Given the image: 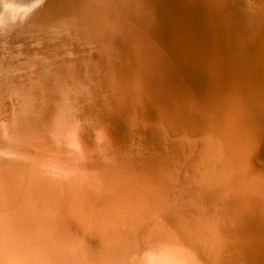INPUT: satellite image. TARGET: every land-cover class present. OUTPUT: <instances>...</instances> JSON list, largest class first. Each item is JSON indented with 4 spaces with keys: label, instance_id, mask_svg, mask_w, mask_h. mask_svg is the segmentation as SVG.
Segmentation results:
<instances>
[{
    "label": "bare ground",
    "instance_id": "bare-ground-1",
    "mask_svg": "<svg viewBox=\"0 0 264 264\" xmlns=\"http://www.w3.org/2000/svg\"><path fill=\"white\" fill-rule=\"evenodd\" d=\"M184 1L176 0L174 3L171 1L170 3L167 0H95L91 2L90 0H48L47 2H43L44 4L37 8V11L35 9L25 15L22 10L20 12L18 10V13L12 10L17 3L22 4L23 2L17 0L15 1L16 4H13L12 0H10L13 7L8 11L9 13H5L3 23L0 24V32L4 33L3 36L6 33L10 37L12 36V38L17 35L18 38L19 35L20 40H25V36L20 37L23 35H29V37L35 35L43 39L48 38L46 42L50 41L53 45L48 46L47 50H39L43 51L44 55L52 54L51 57L59 59L62 54L63 56L67 54V56L75 58L71 63L67 62L65 65L60 64V66H54L51 60L49 62L47 61L44 64L45 68H41L42 70L39 73L32 72L31 69L29 72H24L25 82L32 83L31 85L25 86L26 83L20 80L17 84L8 82L7 76H5L8 74V70H4L8 64V60L6 59L12 58L17 49L16 47H18L10 44L14 38L6 39L8 43L6 45L3 44L4 48L7 47L6 51L5 49L1 50L3 47L0 49V264L196 263L188 261V259H182L188 253L178 254L177 252L183 251V248L181 249L182 245L174 244V242L168 248L170 250V254L168 255L145 251L143 252L144 256H140L143 247L138 245L140 243L135 234L138 229L140 230L145 225L144 222L149 219L146 218L150 217L149 213L151 212H148L149 210L147 208H149L148 200L151 197L157 206L155 207L157 209L155 211H160L162 208L166 210V207H168L166 190L170 186L169 181L173 175V172H170L173 171L170 169L172 165H170L169 170L165 167H154L155 170H147L145 168H137L130 162H113L110 160L112 154L110 156V153L105 151L102 146L95 145L97 140L100 139V135H92L91 132L93 131H91V127L94 125L91 126L88 124L80 133L74 134L73 129H75V126H73V123H69L71 122L69 119H74L73 117L68 118L67 115L72 112V109L78 110L82 107L81 109L85 110L86 108L82 105L87 99L85 98V91H83V88L79 84L80 77L90 76L91 71H93L92 68L100 64L98 60L104 58V55L100 54L99 51L107 48L114 49L117 52L118 66L116 70L113 69L111 73H107V76L111 74L112 82L114 83L115 81L114 87L116 88L111 96L105 86H99L101 85L99 82L97 89H95H99L98 99L96 98L97 95L86 92L87 97L90 99V104L93 105L92 100L94 105L100 104L104 110V118L108 119L110 118L108 114L113 112L111 110H114V107L118 103L120 104L118 101L120 94L126 93L125 95L127 96L128 93L126 99L129 98L130 101H136L139 105L144 106L151 114L152 125L150 134L156 136L159 141H162V146L159 144V147L163 148V150L160 149V153H165L172 148L184 152L183 155L177 150L179 154L181 153L183 155V158L185 157L180 163L181 168H183L180 171L182 170L185 173L178 172L179 176L181 175L189 184L191 183L190 185L194 186L195 190L190 192L192 195L198 194L205 196L209 192L212 194L215 191L217 194L214 197H217L216 199H220L224 203L228 201V196L233 199L236 198L237 200L239 197L244 196L247 200L246 202H253L255 204L254 206L251 204L253 208L255 206L259 207L258 214L252 208L254 210H252L253 215L246 218L247 220L244 222L243 220L245 218L243 217L246 214L243 217L240 215L241 212L235 217H233L232 213V215L230 213V215H225V212H227L230 206L224 207L218 205L219 207H217L216 205L212 206V204L210 206L205 202H201L200 199L199 202L197 200L195 201L192 196L188 203L191 204L190 206H199L201 208L202 206L207 207L209 205V208L203 213H201L202 211L197 212L196 215L200 213L199 216L193 219L185 218L181 219L184 221H179V228L183 235L188 233V236L189 231L191 232L193 230L191 228H197L198 226L201 232H204L206 235L207 240H213V245L216 240L220 246L223 243H228L233 238H239V240L240 237L241 240L245 238L246 241L242 244L243 246L239 247L238 253L243 254L241 251H244L248 254V258L246 257L247 254L244 256L248 261L246 263L251 264V262L253 263L258 260L264 262V171L261 170L262 166V169H264V165L262 163L258 164L254 158L256 150L254 141L257 142L259 138L264 137V0H192L193 3L198 4V8L196 7V9L201 11V13L196 12V15L193 14V16L184 12L187 10ZM189 1L192 2L191 0ZM227 3H230L233 7L236 5L235 12H230L225 17L233 27L235 25L234 33H238V27H243L240 18V15H242L243 23L247 22L248 35H246L247 37L243 36L244 38L234 36L232 39L225 40L226 42L222 44L214 42L216 38H219V29L221 30V26L213 24L210 15L211 11L218 10V8L226 6ZM243 9L244 11L239 15L238 13ZM11 12L12 14L15 13L14 16H12ZM208 20L213 25L211 23L206 24L205 22H209ZM256 27H260V35L255 38L253 37L255 35L253 29L255 30ZM250 32L253 34L251 35ZM141 35L144 38H141ZM157 38L164 44H168V46L178 45L182 50V54L179 55V53L178 56H181V58L184 57L183 59L180 58L183 63L185 59L188 62L192 60L189 64L191 65L192 62L195 63L196 68L200 72L202 70L201 67H203V62H205L207 63V68H204L205 72L209 74L210 70H213L215 74L213 80L216 81L218 88L215 89L216 91L214 90L213 98L211 96L208 100L203 101L202 97L201 101L202 105L205 104L210 107V105H213L210 101L214 98L217 99L215 103L217 110H215L214 115L212 114L213 116L210 115L211 119L209 116L211 112L209 113L208 110H205L209 114L207 112L202 113L201 121L206 124V120L210 119L215 124H222L220 128L215 125L216 129H214L215 127L212 129L213 131H219L220 143L218 141H209V133H212V130L205 128L206 126H204L205 124L203 122V126L195 123V117L197 115L194 116L192 114V120L194 122L189 121L190 123H195V125L190 126L191 124L188 125L186 123L184 125L185 123H182L183 119H187L188 121L190 118V115L188 117V112L190 113L191 110L194 112V110L199 109H194L192 101L190 102L191 99L188 98L189 95L194 98L195 96L193 95L195 93H190L189 90H183L182 97L180 95L177 96L181 99V103H177L176 99L169 97L167 94L163 96V93L161 95L157 94L155 97L152 95L149 96L153 88L150 86L152 82L149 75L157 71L163 73L160 70L163 67V61L168 65V60H166L164 53L157 47ZM30 40L32 41L33 39ZM207 40H211L209 41L210 44L203 48V44L208 43ZM184 41L186 42L185 46H183ZM213 42L216 44H213ZM34 43L36 42L34 41ZM78 43L83 44L82 46L86 45L89 47L91 45L94 47V51L91 54L92 60L85 59L87 57L79 50L80 45ZM212 44L214 48L211 46ZM209 48L210 50L213 49V52H211L212 50L206 51ZM27 50L29 49L27 48ZM205 52L207 54L206 57L203 55ZM175 56L177 57V55ZM194 58L197 61H194ZM171 61H169V64ZM103 62H107V60ZM40 66H43V64ZM53 66V69H49ZM189 70H186L188 75ZM165 73H168L167 69ZM156 74L158 75V73ZM50 76L52 79L50 83L58 82L59 86L53 84L56 90L58 89L57 86L59 87L58 92H51L48 84H44L43 79L49 83L50 80L47 81V78ZM210 76V78L213 77V75ZM20 77L22 76L20 75ZM67 84H70L71 86L69 87L72 89L68 90L67 88L69 87H66ZM180 99L178 100L180 101ZM66 100L67 105L70 104L68 107H65L64 102ZM134 104L132 103V105ZM197 105H195V108ZM129 108L131 107L128 105L125 111L122 109L124 113L119 116L120 120L126 118L129 113ZM218 110L219 112H217ZM176 113L178 115L175 116ZM85 114L90 115L87 112ZM87 122L90 121L88 120ZM226 123L230 126V129H227L223 125ZM166 126L170 129L174 138H177L176 135L180 132H183V135H180V138H177V140L174 139L172 143H169L170 140L168 141L166 137V131L168 132L166 130L167 128H165ZM111 131L113 132V130ZM191 133L201 135V138L199 136L197 137L201 139L199 141H202V148L205 152L206 171L202 176L200 174L201 177L199 178H196V174L193 172H188L189 170H193L191 166H195L196 163V157H193L194 154L191 155V152L187 151L191 149L189 142L184 140L187 139L185 136ZM221 133L223 136H221ZM224 135H227L229 141L234 143L235 151L233 148L226 150L228 145L224 149L226 144V141L223 140L225 138ZM80 136H83L84 138H81L87 140L86 149L79 148L80 144L77 145V139ZM212 137L211 139L216 138ZM229 153H231L230 156L235 155L238 157L240 153L245 159L243 158V161L240 160L242 163H238L237 161L236 165H231L228 163V160L231 159H226V157H230ZM181 154L179 155L180 157L182 156ZM197 155H199L198 152ZM224 157L226 159L225 161ZM215 158L223 160L221 162L223 166L221 165V168L217 172H214V166L212 167V162H214L213 160ZM174 159L176 160V158ZM175 160L173 163H175ZM171 161H169L170 164ZM253 161L256 163H253ZM189 166L190 168H187ZM200 169H202L201 166ZM229 176H231L230 179ZM97 193L105 196L103 208L104 210H109L104 212L100 209L101 212L105 213V216L108 215L106 213H109L110 209L119 210L118 212L122 215V202L126 203V209L131 211L129 213L134 214L133 217L137 215L135 220V228L137 230L134 233L135 229L128 226L129 220L121 218L123 216L119 217L120 215L114 213L116 211L112 212L113 210H111L112 216L109 218L114 220L112 217L114 215L118 216V222L116 224L120 226L116 230L118 234L112 229L111 233L114 234L113 236L110 234V236L114 238L116 244L110 243L112 245H109L108 249L106 246H103L107 242L102 237L103 235L101 236L100 232L103 229L102 223H100L102 216L98 215L96 209L102 208L103 203L102 199H96L99 196ZM77 194L83 200H80ZM103 195L102 198H104ZM75 196L80 201L75 200ZM154 197L158 198V201L156 199L157 202L154 201ZM74 200L75 204L76 201L79 204L75 205L73 203ZM89 201L96 202L98 207L100 206L99 208H95L96 217L87 210L91 208L89 205L91 202L89 203ZM123 205L125 206V204ZM94 207L90 210L94 211ZM247 214L250 215L249 212ZM91 220L94 221V225L89 222ZM248 220L251 222L250 224H258V227L254 226L257 229L253 225H245ZM106 221L107 224L109 220L107 219ZM114 222L116 221L109 222L107 224L108 227L109 225L111 227L113 224L110 223ZM178 224L176 221L175 225L178 226ZM103 231L106 230L103 229ZM252 241L255 242L253 243ZM170 242L171 240L168 243ZM138 246L140 247L138 248ZM157 251L159 253V250Z\"/></svg>",
    "mask_w": 264,
    "mask_h": 264
},
{
    "label": "rangeland",
    "instance_id": "rangeland-1",
    "mask_svg": "<svg viewBox=\"0 0 264 264\" xmlns=\"http://www.w3.org/2000/svg\"><path fill=\"white\" fill-rule=\"evenodd\" d=\"M15 1H17V0H12V2H13V4H16L15 3ZM21 2H23L22 4H16L15 5V7L12 9L13 10V12H15V11H17V13H18V10H19V12L22 10V9H24L25 7H27L29 4H31V3H33V0H20ZM25 1V2H24ZM48 1V0H47ZM46 0H43V2H47ZM86 1H89V0H86ZM91 1H95V0H90V2ZM151 1V0H150ZM164 1V0H163ZM168 2H175L176 0H167ZM182 1V0H181ZM184 1V0H183ZM186 1V2H185ZM184 1V5H185V8L188 10H186V9H184V10H186V11H184V12H187V14L188 15H191V16H193V14H195L196 15V12H200L201 13V11L200 10H197L196 9V7H197V5L198 4H196V3H193V1L192 2H190L189 0H185ZM189 1V2H188ZM41 3V5H39L37 8H39V7H41L42 6V4H44V3ZM170 2V3H171ZM196 2V1H195ZM25 3V4H24ZM190 3V4H189ZM229 4V5H228ZM231 4H233L232 2H231ZM230 3H227L226 4V6H222V8H218V10H215V11H211V15H210V18H211V22L213 23V24H216V25H219V26H221V30L219 29V38L217 39H215L214 40V42H219V43H222V44H224V42H226L225 40H229V38L230 39H232V37H247L246 35H248L247 33H248V31H247V22L246 23H243L244 22V20L242 21V19H243V17H242V15H240L243 11H244V9H245V7H243L244 9L242 10V11H240L238 14L240 15V18H241V25H243V27H238L236 30L238 31V33L237 34H235L234 33V28H235V25H234V27H233V25L232 24H230L226 19H225V17H226V15H228L230 12H235V10H236V5L233 7V5H231ZM236 4V3H235ZM239 4V3H238ZM193 6H195V7H193ZM232 7V8H231ZM37 8H36V11H37ZM198 8V7H197ZM223 12V13H222ZM7 13H9V12H7ZM11 14H12V12H11ZM11 14H10V16H11ZM14 14L15 13H13L12 14V16H14ZM245 20H247V18H245ZM209 21V20H208ZM210 21L209 22H205L206 24H209V23H211ZM211 23V24H212ZM212 24V25H213ZM153 25H154V23H153ZM152 25V26H153ZM232 25V26H231ZM240 25V26H241ZM150 26H151V23H150ZM256 26V25H255ZM241 28H243V29H241ZM240 31V32H239ZM253 32L255 33V35L253 36V37H255L256 38V36H259L260 35V27H256L255 28V30L253 29ZM3 32H0V49L1 50H4L5 49V51H6V49H7V47H5L4 48V45H6V43H8V41L6 40V39H8V38H12V36L10 37L9 36V34H6L5 33V35L3 36ZM250 34L252 35L253 33H251L250 32ZM231 35V36H230ZM9 36V37H8ZM15 36H16V38H15ZM12 39V41L10 42V44L12 45L13 44V46L15 47V46H18V47H16L17 49H18V51H17V49H16V51L14 52V56L12 57V58H7L6 60H8V64L6 65V69H4V70H8V74L7 75H5V76H7V81L8 82H10V83H16L17 84V82H19V80L21 81V82H24V83H26L25 82V76H24V72H29L30 71V69H31V71L32 72H40L43 68H45V66H44V64H46V62L48 61H50L51 60V62L53 63V65L55 66V65H57V66H60V64H63V65H65V63H67V62H72V60H74V58L73 57H70V56H67V54H64V56H63V54L60 56V58L59 59H54L53 57H51V55L50 54H47V55H44L43 54V51H39L40 49L41 50H47L48 49V46H52L53 44L49 41V42H46L47 41V39L48 38H45V39H43L42 37H40V36H35V35H32V36H30V37H33V38H30L29 37V35H23V36H20V37H24L25 36V40H20L19 39V35H18V38H17V35H15ZM28 36V37H27ZM2 37V38H1ZM141 38H144V36L143 35H141L140 36ZM243 37V38H244ZM249 38H250V36H248ZM4 38V39H3ZM33 39L32 41L30 40V39ZM3 39V40H2ZM19 39V40H18ZM27 39V40H26ZM31 41H29V40ZM36 39V40H35ZM43 39V40H42ZM158 39V41L156 42V44H157V47L159 48V50L160 51H162L163 53H164V55H165V57H166V60H168V64H169V61H171L170 62V64H169V68H167V63H165L164 61L162 62L163 64V67H161L160 68V70L161 71H163V73L161 72V73H159L158 71L156 72V73H158V75L160 76H158L156 73H153V74H151V72L150 71H148V73H150L151 75H149V77H151L150 78V80H151V82H152V85L153 86H155V87H157L158 86V93L161 95L162 93V95L163 96H165V94H167V95H169V97H173V99H176V101H177V103H181V99L179 98V97H177V96H181L182 97V95H183V90H189V92L190 93H195L193 96H195L194 98L192 97V96H188V98H190L189 100H190V102L192 101V104L194 105L193 107H194V109H198V110H194V112H192L193 110H191V108H190V113L188 112V117H189V115H190V118L188 119V121H187V119H183V121H182V123L184 124V125H186V123L189 125V124H191L190 126H193V125H195V123H198V124H200L201 126H203L205 123L203 122V121H201V117H202V113L204 114V113H206L205 112V110H208L209 111V116L210 115H214V112H215V110H217L216 109V105H215V103L217 102V99H212V101H210V102H212L211 104H213L212 106L210 105V107H208V106H206L204 103V105H202V101H201V99H202V97H203V101L204 100H208L209 98H211V96H212V98H213V94L215 93V89H217L218 88V85L216 86V81L215 80H213L214 78H215V74L213 73V70H210V72H209V74L207 73V72H205V70H204V68L206 69L207 67V63H205V62H203V67H201L202 68V70H200V72L198 71V69L196 68V66H195V63H193L192 62V64L190 65L189 63H191V61L192 60H190L189 62L188 61H186V59H185V62L183 63L182 61H181V59H183L184 57H182L181 58V56L179 57L178 56V54L179 55H181L182 53H181V49H180V47L178 46V45H174V46H168V44H164L159 38H157ZM2 40V41H1ZM42 40V41H41ZM45 40V41H44ZM4 41H7V42H4ZM22 41V42H21ZM27 41H29V42H27ZM34 41L36 42V43H34ZM186 42H187V40H185ZM184 41V45L183 46H185V42ZM209 41H211V40H207V42L208 43H206V44H203V48H205V46L207 47V45L209 46V44H210V42ZM4 42V43H3ZM21 43V46H23V47H21L20 46V43ZM213 42V44H216V43H214ZM2 43V44H1ZM19 43V44H18ZM34 43V44H33ZM38 43V44H37ZM40 43V44H39ZM43 43V44H42ZM218 43V44H219ZM4 44V45H3ZM38 46H37V45ZM79 44V43H78ZM190 44V43H189ZM211 45L212 47L214 46V45ZM80 46H79V50L80 51H82V54L83 55H85L87 58H85V59H87V60H92L91 59V54H92V52L94 51V47H92L91 45L89 46V47H87L86 45H84V46H82L81 44H79ZM186 45H188V44H186ZM26 46V47H25ZM27 46H29V47H27ZM108 46V45H107ZM168 46V47H167ZM182 46V47H183ZM193 46V45H192ZM45 47V48H44ZM157 47H155L156 49H158ZM21 48H23V49H21ZM26 48V49H25ZM27 48L29 49V50H27ZM44 48V49H43ZM84 48V49H83ZM91 48V49H90ZM173 48V49H172ZM191 48V47H190ZM214 48V47H213ZM25 49V50H24ZM82 49V50H81ZM180 49V50H179ZM22 50V51H21ZM27 50V51H26ZM31 50H33V51H31ZM166 50H167V52H166ZM193 50V49H192ZM210 50V48L209 49H207L206 51H209ZM212 50V51H211ZM210 51L211 52H213V49H211ZM26 51V52H25ZM191 51V50H190ZM21 52H23V53H21ZM89 52H90V54H89ZM149 52V51H148ZM26 53V54H25ZM99 53L100 54H103L104 55V58L103 59H99L98 61H99V63L100 64H97L96 66H94L93 68H92V70L93 71H91V73H90V76L88 77V76H86V77H80V79H79V84H80V87H82L83 88V91H85L84 93H85V98L88 100H85V102L82 104V105H84L83 107H86L85 108V110L84 109H78V110H76V109H72L71 111L72 112H70V113H68L67 115H68V118H71V117H73L74 119H69L71 122H69L70 124H72L73 123V126H75V129H73V132H74V134H77V133H80V131L82 130V129H84L85 127H87L88 126V124L89 125H91V126H93V127H95V128H93V127H91V131H93V132H91L92 133V135H95V134H97V135H100V139L99 140H97V142H96V144L95 145H97V146H102V148L105 150V151H107L108 153H110V156H111V154H112V158H110V160L111 161H113V162H121V163H123V162H130V163H133V166L135 165V167H137V168H145V169H147V170H151V169H153V170H155V168L156 167H165L167 170H169V168H170V165H172V168H170L171 170H173V171H170L171 173L173 172V175H175V176H173L172 175V177L170 178V181H169V187L167 188V200L169 201H167V203H168V207H166V210L165 209H160V211H155V210H157L155 207H157L156 206V203H154L153 202V198L151 197V199H149L148 200V206H149V208H147V210H149L148 212H151V213H149V215H150V217H147L146 219H148V220H146L144 223H145V225L139 230H137V228H135V220H136V216L137 215H135V217H133V215L134 214H131V213H129V212H131V211H129V209H126V203H124V202H122V205H121V214L122 215H120V212H118L119 210H113V209H110V211H109V213H110V215H109V213L107 212L106 214H108V215H106L105 216V211H108V210H104V202H105V196L103 195V194H99V193H97L99 196H101L99 199H98V197L96 198L97 200H101L102 199V203H103V206H102V208H99L98 207V205H97V203L96 202H92V201H89V203L91 202V204H92V206H91V204H89L90 205V207L92 208V207H94V205H96L93 209H94V211H92V210H90L89 208L87 209V210H89L90 212V214H92V215H95V217H96V214H95V208L97 207V208H99V209H96L97 210V213H98V215L99 216H102L101 218H102V222L100 221V223H102V228L104 229V230H106V231H103V229L102 230H100V232H101V236L105 239V241L107 242H105L106 244L105 245H103V246H106V248L108 249V247H109V245H112V244H116V241L114 240V238L113 237H111L110 236V234L113 236V234L111 233L112 232V229H113V231L114 232H116V230H117V228H119V224H116L117 222H118V220H117V218H118V216H116V215H120L119 217H121V216H123V217H121V218H126V220L128 219L129 220V225L128 226H130V227H132V229H135L134 231V233H136V230H137V233L135 234L136 235V238L138 239V242L140 243V244H138V245H141L143 248L141 249V252H140V256H144V254H143V252H145V251H150V252H155V253H157V254H160V255H168V254H170V250L168 249L169 248V246H170V244L172 243V242H174V244L176 243L177 245L179 244V245H182L181 246V249L183 248V251H181V252H177L178 254L180 253V254H183V253H185L186 254V252L188 253V254H186L185 256H183L182 257V259H185V260H187L188 259V261H191V262H193V263H195V264H249V263H246V262H248L247 260H246V258L244 257V256H246V252H244V251H241L243 254H241V253H238L239 252V247L240 246H243L242 244L243 243H245L244 241H246V239L244 240H241V237H240V240H239V238L237 239V238H233L232 240H230V241H228V243H226V244H224L223 243V245H220L219 246V244H218V242H217V240L214 242V245H213V240H207L206 239V235L204 234V232H201V229L197 226V228H194V227H192V225H190V226H188L189 228H191V229H193L191 232L189 231V235L187 236V234H184L183 235V233H182V231L180 230V228H179V225H180V223H179V221L181 220V219H188V218H195V217H197V216H199V214L198 215H196L197 214V212H200V211H202L201 213H203L207 208H209V205L211 206V204H212V206L214 205H216L217 207H219L220 205H222V206H224V207H228V206H230L229 208H228V210H227V212H225V215H230L231 213L233 214V217H235V216H237L240 212H241V217H243L244 216V214H246L247 215V217H243V218H245V220H243L244 222H246V218H249V216H251V215H253V209H255V213L256 214H258V211H259V207L258 206H255L254 208L251 206V204H253V206L255 205L253 202H246L247 200L244 198V196L243 197H239L238 198V200L236 199V198H230L229 196L227 197V200L229 201H226V203H224V202H221V200L220 199H216L217 197H214V196H216L215 194H217V192H213L212 194H211V192H209V194L208 195H205V196H201V195H192L190 192H192L193 190H195V188H194V186L193 185H190L189 184V182H187L186 181V179L184 178V177H181V175L179 176V172L178 171H180V169H183V168H181V161H183V159H185V157L183 158V155H184V152H181V151H179L178 149H176V148H172V149H170V150H168L167 152H165V153H160V149H162L163 150V148H161V147H159L160 145H161V143H162V141H159L158 140V138H156V136H153L152 134H150V130H151V125H152V123H151V120H152V118H151V114L148 112V110L144 107V106H141V105H139L136 101H134V100H132V101H130L129 100V98H127L126 99V97L128 96V93H127V96L125 95V94H120V96H119V99H118V101L120 102V104L118 103V105L116 106V107H114V110H111V111H113V112H111V113H109L108 114V116L110 115V118H108V119H105L104 117H105V114H103L104 113V110L102 109V106L100 105V104H97V105H94V102H93V100H92V103H93V105L92 104H90V99L87 97V94H86V92L87 93H92L93 95H97L96 96V98L98 99V90H95V89H97V84L99 83V84H101V85H99V86H105L106 88H107V92L109 93L110 92V94H111V96H112V94H113V91H114V89L116 88V87H114V84H115V81H114V83L112 82V79H111V74H109V76H107V73H111V71L114 69V70H116V68H117V63H118V61H117V56H116V53L117 52H115V50L114 49H101L100 51H99ZM27 54H29V55H27ZM37 54V55H36ZM109 54V55H108ZM173 54V55H172ZM177 55V57L175 56V55ZM186 54V53H185ZM40 55V56H39ZM55 55V54H54ZM66 55V56H65ZM203 55H205V57L207 56V54H206V52L203 54ZM33 56V57H32ZM56 56V55H55ZM15 57V58H14ZM26 57H28V58H26ZM36 57V58H35ZM101 57V56H100ZM61 58H62V60H61ZM181 58V59H180ZM17 59V60H16ZM36 59V60H35ZM39 59V60H38ZM41 59V60H40ZM180 59V60H179ZM35 60V61H34ZM38 60V62H36ZM89 60V61H90ZM107 60V62H103V61H106ZM194 61H197L195 58L193 59ZM12 61V62H11ZM32 61V62H31ZM41 61V62H40ZM101 61V62H100ZM19 62H21V63H19ZM161 62H159L160 64H161ZM12 65H11V64ZM14 63V64H13ZM18 63V64H17ZM33 63V64H32ZM104 63V64H103ZM107 63V64H106ZM21 66H20V65ZM36 64H37V66H36ZM41 64H43V66H40ZM165 64V65H164ZM26 65H28V66H26ZM102 65V66H101ZM181 65V66H180ZM14 66V67H13ZM19 66V67H18ZM25 66H26V68H25ZM54 66L52 67V68H49V69H53L54 68ZM56 66V68H58ZM112 66V67H111ZM191 66V67H190ZM31 67V68H30ZM35 67V68H34ZM173 67V68H172ZM27 68H29V69H27ZM34 68V69H33ZM42 68V69H41ZM12 69V70H11ZM19 69V70H18ZM37 69V71H35ZM167 69V71H168V73H165V70ZM187 69H190L188 72H189V75H188V73H187ZM26 70V71H25ZM34 70V71H33ZM100 70V71H99ZM184 70V71H183ZM13 71V72H12ZM15 71V72H14ZM191 71V72H190ZM202 71V72H201ZM11 72V73H10ZM97 72V73H96ZM101 72V73H100ZM37 73V74H38ZM172 73V74H171ZM183 73V74H182ZM205 73V74H204ZM16 74V75H15ZM91 74H92V76H91ZM203 74V75H202ZM208 74V75H207ZM11 75V76H10ZM13 75V76H12ZM20 75L22 76V77H20ZM106 75V76H105ZM171 75H173V76H171ZM183 75V76H182ZM191 75H193V76H191ZM210 75H213V77L212 78H210L211 76ZM65 76V75H64ZM105 76V77H104ZM156 76V77H155ZM162 76V77H161ZM188 76H190V77H188ZM206 76V77H205ZM11 77H12V79H11ZM99 77V78H98ZM105 78V80H103L104 78ZM109 77V78H108ZM153 77V78H152ZM164 77H165V82H164V80L162 81V78L164 79ZM173 77V78H172ZM182 77V78H181ZM195 77H197V78H195ZM204 77H205V79H206V81H205V79H204ZM42 77L40 76V79H41ZM98 78V79H97ZM156 78V79H155ZM189 78V79H188ZM201 78V79H200ZM14 79V80H13ZM82 79V80H81ZM178 79H179V81H178ZM195 79H198V80H194ZM210 79V80H209ZM12 80V81H11ZM42 80V79H41ZM50 80V81H49ZM51 76L49 77V78H47V81H49V83L48 82H46L44 79H43V82H44V84L45 83H47L48 84V86H49V89L51 90V92H58V89H59V85H58V82H56V83H50L51 82ZM84 80H85V82H84ZM93 82H92V81ZM161 80V81H160ZM193 80V81H192ZM201 80H203V81H201ZM212 80H213V82H212ZM108 81V82H107ZM159 81V82H158ZM167 81H168V83H167ZM188 81H190V82H188ZM211 81V82H210ZM84 82V83H83ZM96 82V83H95ZM185 82H186V84H185ZM203 82V83H202ZM68 83H69V81H68ZM87 83V84H86ZM106 83V84H105ZM199 83V84H198ZM32 84V83H31ZM31 84H29V83H26L25 84V86L26 85H31ZM53 84L54 85H58L57 86V90H56V88L53 86ZM94 84V85H93ZM160 84V85H159ZM188 84V85H187ZM52 85V86H51ZM111 85V86H110ZM152 85H150L151 87H153ZM176 85V86H175ZM183 85V86H182ZM204 85V86H203ZM69 86H71L70 84H67V86L66 87H69ZM116 86V85H115ZM148 87V86H147ZM162 87V88H161ZM186 87V88H185ZM189 89H188V88ZM192 87V88H191ZM197 87H198V89H197ZM203 87H204V89H203ZM205 87L207 88L206 90H205ZM48 88V87H47ZM91 88H92V90H91ZM154 88V87H153ZM178 90H177V89ZM214 88V89H213ZM56 91H55V90ZM68 90L69 89H72V88H67ZM175 89V90H174ZM181 89V90H180ZM196 89V90H195ZM212 89V90H211ZM177 90V91H176ZM190 90H192V91H190ZM215 90V91H214ZM97 91V92H96ZM152 91H154V90H152ZM176 91V92H175ZM181 91V92H180ZM183 91V92H182ZM199 91V92H198ZM206 91V92H205ZM50 91H49V93H51ZM106 92V93H107ZM147 92V91H146ZM168 92V93H167ZM187 92V91H186ZM189 92H187V93H189ZM201 92V93H200ZM108 93H107V95H108ZM150 93V92H149ZM177 93V94H176ZM189 93V94H190ZM200 94V95H198V94ZM43 94H45V93H43ZM150 95H152V92L149 94V96ZM176 97H175V96ZM44 97H45V95H43ZM199 96H200V98H199ZM206 96V97H205ZM215 96V95H214ZM121 98V99H120ZM197 98V99H196ZM97 99H96V101H97ZM178 99H180V101L178 100ZM194 101H193V100ZM198 100H200V101H198ZM67 100L64 102L65 103V107H68V105L70 106V104H68L67 105ZM64 103H63V105H64ZM132 103L134 104V105H132ZM228 103H229V101H228ZM191 104V105H192ZM198 104V105H197ZM233 105H235L234 103H232ZM129 105V107H131V108H129V115L127 114V116H126V118H124V120H120V115L122 114V113H124L123 112V110L125 111V108L127 107V106ZM137 105V107H135ZM195 105H197L196 106V108H195ZM121 106V107H120ZM126 106V107H125ZM134 106V107H133ZM205 106H206V108H205ZM228 106H229V104H228ZM117 107H119L118 109H117ZM125 107V108H124ZM92 110H91V109ZM205 108V109H204ZM215 108V109H214ZM123 109V110H122ZM202 109V110H201ZM229 109H230V107H229ZM228 109V110H229ZM79 110H81V111H79ZM121 110V111H120ZM131 110V111H130ZM243 110V109H242ZM199 111H200V114H199ZM204 111V112H203ZM226 111H227V108H226ZM74 112V113H73ZM85 112H87V113H90V115H87V114H85ZM198 114H197V113ZM213 112V113H212ZM217 112H219V110L217 111ZM79 113V114H78ZM93 113H94V115H93ZM144 113H146V114H144ZM117 114V115H116ZM195 116V115H197L196 117H195V123H193L194 121L192 120V118H193V115ZM75 115V116H74ZM83 115V116H82ZM111 115H114V116H111ZM173 115H174V113H173ZM176 115H178V113H176L175 114V116ZM207 115V114H206ZM212 115V116H213ZM70 116V117H69ZM79 116V117H78ZM82 116V117H81ZM90 116V117H89ZM192 116V117H191ZM94 117V118H93ZM97 117V118H96ZM103 117V118H102ZM113 117H116V118H113ZM142 117V118H141ZM208 117V116H207ZM67 118V119H68ZM82 120H80V119ZM89 118V119H88ZM118 118V119H117ZM130 118V119H129ZM178 118H180L179 116H178ZM113 119V120H112ZM127 119V120H126ZM210 119H211V116H210ZM210 119H207L206 121V124L204 125V126H206L205 128H207V129H213L214 127H215V125H217V126H219V128L222 126V124L221 125H219V124H215L214 122H212ZM90 121V122H87V121ZM94 120V121H93ZM103 120L105 121L104 123H103ZM143 120V121H142ZM185 120V121H184ZM193 121L192 123H190L189 121ZM196 120H198V121H196ZM74 121V122H73ZM80 121V122H79ZM106 121H107V123H106ZM120 121V122H119ZM146 121V122H145ZM211 121V122H210ZM82 122V123H81ZM92 122V124H90ZM113 122V123H112ZM204 124H203V123ZM99 123V124H98ZM112 123V124H111ZM117 123V124H116ZM98 126H97V125ZM197 124V125H198ZM203 124V125H202ZM209 124V126L207 127V125ZM227 124V123H226ZM226 124H223V125H225L226 126V128L227 129H230V126H228V124L226 125ZM76 126H78V127H76ZM117 127V128H114V127ZM144 126H147V127H145L144 128ZM189 126V127H190ZM213 126V127H212ZM106 127H107V129H106ZM211 127V128H210ZM232 127V126H231ZM114 128V129H113ZM165 128H167L166 130H168V132L170 131V129H168V127L166 126ZM218 128V129H219ZM79 131H78V130ZM93 129V130H92ZM94 129H96V130H94ZM214 129H216V127L214 128ZM105 130V132H103ZM111 130H113V132L111 131ZM147 130V131H146ZM94 131H96V132H94ZM99 131H101V132H99ZM99 132V133H98ZM122 132V133H121ZM139 132V133H138ZM145 132V133H144ZM148 132V133H147ZM167 131H166V137L168 138L167 140L169 141L170 140V142L169 143H172V141H174V139H176L177 140V138H180V135L182 136L183 135V132L181 133H178L177 135H176V137L177 138H174L173 137V134H172V132L170 131L169 133H168ZM142 133V134H141ZM105 134V135H104ZM168 135V136H167ZM209 135H210V137L208 138L209 139V141L211 140V141H218L219 143H220V134H219V131H213L212 130V133H209ZM219 135V137H217ZM145 136V137H144ZM173 138H172V137ZM197 136H199L200 138H201V135H199V134H197V133H191V134H188V135H186L185 137L187 138V139H184L185 141H187V142H189V145H190V148L191 149H189V150H187V151H190L191 152V155H193V157L195 158V161H196V163H195V166H191V169H193V170H189L188 172H193L194 174H196V178H199V177H201L202 175H203V173L206 171V168H205V161H206V158H205V152H204V150H203V148H202V141H199V140H201V139H199V137H197ZM216 137V138H214V139H211V137ZM221 136H223V134L221 133ZM225 136V138H223V140H225L226 141V144H225V148L224 149H226L227 147H226V145H228V148L226 149V150H228V149H230V148H233V150L235 151V146L233 145L234 143H232L231 141H229V139H228V137H227V135H224ZM81 137H83V136H80V138ZM171 137V138H170ZM212 137V138H213ZM77 139V145L78 144H80L79 145V148H82V149H86V147L85 146H87V143H86V141L87 140H85V139H83V138H81V139ZM151 138V139H150ZM153 138V139H152ZM170 138V139H169ZM219 138V139H218ZM157 139V140H156ZM173 139V140H172ZM85 140V141H84ZM183 140V142H185ZM189 140V141H188ZM80 142V143H79ZM224 142V141H223ZM118 143H120L119 145H118ZM230 143H232V144H230ZM253 143V142H252ZM254 143L256 144V150H255V160H256V162L259 164V163H262L263 165H264V137L263 138H259V141H254ZM253 143V144H254ZM258 143V144H257ZM160 144V145H159ZM163 144V143H162ZM200 144V145H199ZM252 144V145H253ZM254 144V145H255ZM123 145H124V147H123ZM231 145H233L232 147H231ZM108 146V147H107ZM122 146V147H121ZM130 146V147H129ZM162 146V145H161ZM174 146V145H173ZM127 147H129V148H127ZM106 148H107V150H106ZM109 148H110V150H109ZM127 148V149H126ZM200 148V149H199ZM111 149H112V151H111ZM172 150H174V151H172ZM177 150L179 151V152H181L180 154L182 155L181 157L179 156L180 154H179V152H177ZM125 151V152H124ZM224 151V150H223ZM124 152V153H123ZM133 152V153H132ZM172 152V153H171ZM197 152H198V154L199 155H197L196 156V154H197ZM228 152V151H227ZM224 153H225V151H224ZM259 153V154H258ZM167 154V155H166ZM176 154V155H175ZM179 154V155H178ZM230 154L231 153H229V156H230ZM225 155H226V153H225ZM238 155H240L239 157L238 156H235V155H231L229 158H227L226 157V159L228 160V159H231V160H228V163L229 164H231V165H236V163H237V161H238V163H240L241 161L240 160H242L243 161V158L244 157H242V155L239 153ZM141 156V157H140ZM166 156H167V158H166ZM170 156V157H169ZM258 156V157H257ZM131 157V158H130ZM173 157V158H172ZM168 158H171V159H168ZM174 158H176V160L174 159ZM198 158V159H197ZM238 158V159H237ZM126 159H127V161H126ZM175 160V163H173L174 162V160ZM181 159V160H180ZM205 159V160H204ZM225 159V157H224V161L226 160ZM245 159V158H244ZM130 160V161H129ZM132 160V161H131ZM145 160V161H144ZM172 160V161H171ZM178 160H180L179 162H178ZM202 160H203V162H202ZM169 161H171V164H170V162ZM199 161V162H198ZM214 162H212V167H213V169L215 170L214 172H217L218 170H219V168H221L220 166L222 165L221 164V162L223 161V160H219V159H217V158H215L214 160H213ZM178 162V163H177ZM256 162H254L253 161V163H256ZM202 163V164H201ZM214 163H216V164H214ZM242 163V162H241ZM178 164V165H177ZM200 166H201V168L202 169H200ZM223 166V165H222ZM259 166H261V165H259ZM155 167V168H154ZM174 167H175V169H174ZM177 167V168H176ZM218 167V168H217ZM235 167V166H234ZM187 168H190V166L189 167H187ZM186 168V169H187ZM262 168H263V166H262ZM261 168V170H263L264 171V169H262ZM179 169V170H178ZM229 170V169H228ZM180 172H182V174L183 173H185V172H183L182 170L180 171ZM200 174H201V176H200ZM175 177V178H174ZM225 177V176H224ZM230 177L231 176H229V179H230ZM177 180V181H176ZM180 180V181H179ZM182 184H180V183ZM173 184V185H172ZM176 184V185H175ZM178 185V186H177ZM181 185V186H180ZM173 187V188H172ZM224 187H226V186H224ZM194 188V189H193ZM173 189V190H172ZM171 190V191H170ZM77 192H79V191H77ZM227 192V191H226ZM170 193V194H169ZM169 194V195H168ZM189 194V195H188ZM68 195V194H67ZM67 195H65V196H67ZM78 195V194H77ZM102 195L104 196V198H102ZM178 195H179V197H178ZM213 195V196H212ZM170 196H172V197H169ZM194 197V199H195V201L197 200L198 202L201 200V202H205L206 204H209V205H207V207H205V206H202L201 208L199 207V206H190L191 204H188L190 201H189V199H190V197ZM68 197V196H67ZM70 197V196H69ZM76 197V199L75 200H83L81 197H79V195H78V197H79V199H78V197L77 196H75ZM181 197V198H180ZM200 197V198H199ZM207 197V198H206ZM155 198V202H157L158 201V198L157 197H154ZM204 198V199H203ZM210 198V199H209ZM211 198H213V199H211ZM228 198H230V199H228ZM68 199H71V198H68ZM104 199V200H103ZM156 199H157V201H156ZM200 199V200H199ZM236 199V200H235ZM242 199V200H241ZM245 199V200H244ZM73 200V199H72ZM75 200L73 201V203L75 204ZM79 200V201H80ZM210 201H212V202H210ZM235 201V202H234ZM78 201H76V204H79V202L77 203ZM85 202V201H84ZM87 202V201H86ZM209 202V203H208ZM215 204H214V203ZM220 202V203H219ZM241 202V203H240ZM246 202V203H245ZM100 203V202H99ZM182 203V204H181ZM216 203H219V204H216ZM75 204V205H76ZM123 204H125V206L123 205ZM159 204V203H158ZM152 205V206H151ZM219 205V206H218ZM227 205V206H226ZM250 205V206H249ZM125 207V210H124V207ZM154 207V208H153ZM183 207V208H182ZM195 207V208H194ZM197 207V208H196ZM204 207V208H203ZM242 207V208H241ZM245 207H246V209H245ZM110 208V207H109ZM128 208V207H127ZM153 208V210L151 211V209ZM247 208H250V209H247ZM253 208V209H252ZM100 209H102V211H104V212H101V210ZM194 209V210H193ZM230 209H232V210H230ZM242 209V210H241ZM86 210V209H85ZM99 210V211H98ZM111 210H113L112 212H114V211H116V212H114V213H117L116 215H114V217H112V219H114V220H111V218H109L110 216H112V212H111ZM127 210H128V212H127ZM193 210V211H192ZM240 210V211H239ZM249 210V211H248ZM253 210V211H252ZM77 211V210H76ZM126 211V212H125ZM155 211V212H154ZM195 211V212H194ZM235 213H234V212ZM239 211V212H238ZM246 211H248L249 213H250V215L249 214H247L248 212H246ZM92 212V213H91ZM174 212V213H173ZM127 213V214H126ZM161 213V214H160ZM171 213H172V216H171ZM230 213V214H229ZM243 213V214H242ZM231 214V215H232ZM125 215V216H124ZM175 215V216H174ZM185 215V216H184ZM196 215V216H195ZM255 215V214H254ZM98 216V217H99ZM174 216V217H173ZM178 218H177V217ZM108 217V218H107ZM129 217V218H128ZM134 219H133V218ZM172 217H173V220H172ZM179 217H181V218H179ZM94 218V217H93ZM105 218V219H104ZM132 218V219H131ZM109 220L108 221V223L107 224H109V222H113V221H116V222H114V223H110V224H113V225H111V227L112 226H114V227H110V225H109V227H108V225L106 224V220ZM170 219V220H169ZM176 219V220H175ZM179 219V220H178ZM94 220V219H93ZM93 220H91V221H89V222H91L92 224H93ZM123 220V219H122ZM125 220V219H124ZM125 220V221H126ZM134 223H133V222ZM176 221H177V224H178V226H176L175 224H176ZM181 221H184V220H181ZM88 222V223H89ZM251 222H249V220L247 221V223H245V225L247 224V225H249V226H251V225H253V227L254 226H257L258 224H256V223H253V224H250ZM105 224V225H104ZM132 224H133V226H132ZM151 225V226H149V225ZM94 225V224H93ZM107 225V226H106ZM189 225V224H188ZM171 226V227H170ZM108 227V228H107ZM147 227V228H146ZM176 227V228H175ZM196 227V226H195ZM258 227V226H257ZM257 227H254L255 229H257ZM105 228H107V229H105ZM116 228V229H115ZM159 228V229H158ZM101 229V228H100ZM111 229V230H110ZM195 229V230H194ZM250 229H251V227H250ZM110 230V231H109ZM149 230V231H148ZM162 231H164V232H162ZM149 232V233H148ZM178 232V233H177ZM180 232V233H179ZM109 233V234H108ZM117 234H118V232H116ZM153 233V234H152ZM182 233V234H181ZM173 234V235H172ZM151 235V236H150ZM158 235V236H157ZM162 235V236H161ZM150 236V237H149ZM165 236V237H164ZM172 236V237H171ZM184 238H183V237ZM153 237V238H152ZM159 237V238H158ZM176 237V238H175ZM151 238V239H150ZM163 238H166V239H163ZM172 238V239H171ZM156 239V240H155ZM171 240V242L170 243H168L169 242V240ZM191 239V240H190ZM213 239V238H212ZM185 241L184 243H185V245H184V243H182L183 241ZM209 241V242H208ZM152 242V243H151ZM178 242V243H177ZM181 242V243H180ZM253 243L255 242V241H252ZM110 243H112V244H110ZM143 243V244H142ZM216 243V244H215ZM166 247H165V246ZM217 246V248H216V246ZM225 245V246H224ZM140 246H138V248H139ZM147 247H148V249H147ZM229 247H230V249H229ZM238 247V248H237ZM105 248V249H106ZM155 248V249H154ZM110 249V248H109ZM226 249V250H225ZM157 250H159V253H158V251ZM162 250L164 251L163 253H162ZM166 250V251H165ZM222 250V251H221ZM166 252V253H165ZM193 255V256H192ZM254 256V255H253ZM244 257V258H243ZM247 258H248V254H247V256H246ZM195 258V259H194ZM241 258V259H240ZM256 258V257H255ZM258 258H260V257H258ZM257 258V259H258ZM246 261H245V260ZM250 259V258H249ZM140 261H141V259H140ZM139 264V263H138ZM251 264H264V262L262 261V260H258V261H256V262H251Z\"/></svg>",
    "mask_w": 264,
    "mask_h": 264
},
{
    "label": "clouds",
    "instance_id": "clouds-1",
    "mask_svg": "<svg viewBox=\"0 0 264 264\" xmlns=\"http://www.w3.org/2000/svg\"><path fill=\"white\" fill-rule=\"evenodd\" d=\"M42 2L43 0H33V3L22 9V11L27 15L34 11ZM12 7L13 5L10 3V0H0V24L3 23L5 13H7ZM13 19H15V17H13Z\"/></svg>",
    "mask_w": 264,
    "mask_h": 264
},
{
    "label": "water",
    "instance_id": "water-1",
    "mask_svg": "<svg viewBox=\"0 0 264 264\" xmlns=\"http://www.w3.org/2000/svg\"><path fill=\"white\" fill-rule=\"evenodd\" d=\"M164 62H165V61H164ZM167 68H169V64H168ZM163 80L165 81V77H164V79L162 78V81H163ZM150 85H152V84L150 83ZM152 86H153V85H152ZM153 87H154V88H152V90H154V91H151V92H152V96L155 97V96H157V94H159V93H158V86H157V87L153 86ZM153 97H152V98H153ZM153 101H154V99H153Z\"/></svg>",
    "mask_w": 264,
    "mask_h": 264
}]
</instances>
